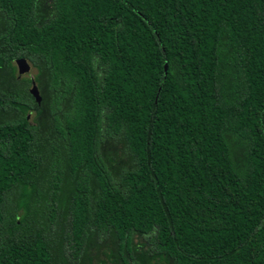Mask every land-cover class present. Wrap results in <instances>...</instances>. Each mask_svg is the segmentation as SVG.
<instances>
[{
	"label": "trees",
	"instance_id": "obj_1",
	"mask_svg": "<svg viewBox=\"0 0 264 264\" xmlns=\"http://www.w3.org/2000/svg\"><path fill=\"white\" fill-rule=\"evenodd\" d=\"M17 57L0 264H81L101 235L123 264H264V0H0L23 82Z\"/></svg>",
	"mask_w": 264,
	"mask_h": 264
},
{
	"label": "rangeland",
	"instance_id": "obj_2",
	"mask_svg": "<svg viewBox=\"0 0 264 264\" xmlns=\"http://www.w3.org/2000/svg\"><path fill=\"white\" fill-rule=\"evenodd\" d=\"M13 63L15 64L14 61ZM36 72L37 70L31 66L29 72L24 74H19L16 66L15 74L17 75V80H20L22 78L23 82H14V80H12V77L10 75L9 68L6 67L4 70L0 71V81L7 82V84L8 82H11L15 86H19L20 85L19 83L24 84L26 80L25 78H31ZM30 86L31 85L29 84L28 89L30 88ZM9 112L6 114L5 117H3V120L12 119L14 117V114L13 113L9 114ZM42 116L44 120H48L50 118L47 112L42 114ZM35 117L36 116L34 111L28 114V119L31 122L35 120ZM56 135H58V133H56ZM104 147L106 148V150L110 149L108 148L107 145H105ZM133 242L136 244L141 242L145 243L146 240L144 237H138L135 235L133 236ZM118 250H119L118 246L115 245L114 242L112 243V237L110 235H101L94 239L93 244H89V247L87 248V253L85 257L82 259L81 264H123L122 261L118 258L119 257L117 253ZM95 253H99V254H95ZM71 264H78V262L72 259Z\"/></svg>",
	"mask_w": 264,
	"mask_h": 264
},
{
	"label": "water",
	"instance_id": "obj_3",
	"mask_svg": "<svg viewBox=\"0 0 264 264\" xmlns=\"http://www.w3.org/2000/svg\"><path fill=\"white\" fill-rule=\"evenodd\" d=\"M14 62L16 63L17 69L19 74H24L29 72L30 70V64L28 63L27 59L24 57H17L14 59ZM167 66H164V69L166 70ZM29 93L34 98L35 102L39 103L41 100V96L38 90L37 85L34 81H32L31 87L29 88Z\"/></svg>",
	"mask_w": 264,
	"mask_h": 264
}]
</instances>
